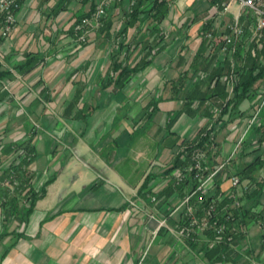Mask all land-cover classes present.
Returning <instances> with one entry per match:
<instances>
[{
  "label": "crops",
  "instance_id": "0c3cea01",
  "mask_svg": "<svg viewBox=\"0 0 264 264\" xmlns=\"http://www.w3.org/2000/svg\"><path fill=\"white\" fill-rule=\"evenodd\" d=\"M183 2L194 14L185 25L184 35L179 39L182 44L178 46V39L166 44L155 54L152 63L134 76L123 90L111 91L107 88L104 77L108 47L96 46L95 33L90 35V42H94L86 47H75L77 44L70 34L74 44L65 46L60 51L55 50V54L48 56L52 58L46 64L39 65L28 75L18 73L16 76L12 73V77L0 81V130L3 126L6 128L7 122L3 120L13 117L14 113L10 108L14 102L29 104L26 117L45 120L58 116L66 119L69 129L61 125L57 130L67 133V146H72L68 150L73 151L90 167L97 169L96 167L103 166L106 169L102 171V179L99 181L89 179L80 186H76V181H73V185L67 188L59 186L62 175H54L52 183L46 188V195L37 201L34 212L23 227L19 228L18 223L13 226L0 223V264H264V188L258 197L261 203L255 208V212H262L261 217L258 222H251L249 225L240 226L235 223L240 235L238 244L221 262L218 255H208L204 248L209 245L206 236L190 241L170 232L179 230L183 220L181 211L169 217V229H162L157 237H153L157 223L150 215H166L169 208L162 207L165 200L156 207L151 202V196L155 193L170 195L173 192L169 189L173 172H166V164L180 151V145L196 139L201 129L209 128L214 123V119L211 120L208 116V107L201 106L198 110L192 108L190 112L184 108L187 94L194 88L196 81H199L197 77H190L194 57L201 48L200 30L206 18L204 16L213 12L209 0ZM90 9L91 3L82 0H26L17 14L18 25L12 37L3 39L0 36V55L4 57V62H0V71L9 69L13 72V67L22 63L27 54H43V50L50 49L52 44H58V40L63 43L68 38L73 18ZM116 11V14L120 13L119 9ZM194 29L193 36L190 31ZM135 48L129 55L132 53L138 60L141 57V46ZM189 69L190 74L187 73ZM98 87L103 88L98 99L105 103V107L91 111L88 115L76 114L77 118L73 111L67 112L65 118V110L60 107L61 104L64 106L76 97L80 103H90L93 88ZM167 87L170 92L164 91L163 94L162 89ZM257 87L258 95L253 104H258L260 95L264 93L263 81ZM203 89H206V84ZM177 90L178 95L175 94ZM182 90H186L183 96ZM45 102L55 108L52 113L37 109L38 104L41 106ZM112 103L115 104L114 110L111 108ZM125 104H129L131 112L117 124L120 120L117 111ZM149 104H155L157 111L149 113L154 120L147 124L146 133L152 132L154 136L158 134L156 141L164 143L153 150L133 139L140 126L139 120L145 114L143 106ZM198 104L200 102L196 106ZM249 107L250 104L244 102L241 107L244 111L242 116L234 114L230 121L216 126V142L220 150L217 160L222 162L226 159L233 144L247 129L255 109L249 110ZM179 112H182V116L170 128L167 121L170 116ZM79 118H88V126ZM5 128L3 132L7 135ZM60 132L57 131L58 135ZM13 134L15 133L11 136ZM18 134L23 140L28 137L27 132ZM261 137L264 138V108L256 125L248 133L244 148L249 150L248 155L237 159L235 169L253 163L257 157L262 156L264 159V142L260 143ZM101 138L105 141L109 139L104 145H109L110 139L113 144H117V148L113 147L117 155L112 162L98 157L93 159L91 154L88 155L91 151L89 146L96 144ZM41 140L39 136L35 148L42 158L47 146L43 141L40 144ZM249 142L252 145L247 148ZM144 152L150 153L149 158H155L147 169V165L138 158ZM56 156L50 153L46 159L54 162ZM168 158L170 161L163 163ZM87 159L91 163H87ZM41 160L37 158L31 165L32 169L42 165ZM142 164L145 169L141 167ZM158 169L163 172L152 175ZM257 176L264 179V166ZM40 179L38 176L35 186L42 184ZM146 179L149 184L141 191ZM230 186V180H227L222 184V190L229 192ZM97 190H100L101 200L93 195ZM87 191H91V194L85 196ZM81 195L84 197L81 198ZM182 195L178 192L172 194L169 197L170 206L178 203ZM241 199L246 208L252 204V200L246 195ZM132 201L139 203L141 208L135 207Z\"/></svg>",
  "mask_w": 264,
  "mask_h": 264
},
{
  "label": "trees",
  "instance_id": "16d2710c",
  "mask_svg": "<svg viewBox=\"0 0 264 264\" xmlns=\"http://www.w3.org/2000/svg\"><path fill=\"white\" fill-rule=\"evenodd\" d=\"M85 3H91V9L87 13L76 15L73 18V24L70 28V34L78 38L74 32V25L77 24L81 18L90 16L96 9L98 3L97 0H82ZM178 0H140L136 6L130 7V0H128V9L125 11L124 16L118 19V14L110 10L107 15L102 19V27L96 30V40L102 39L101 45L108 47L111 42L117 48V51L113 53L111 57V78H113V85L117 90H123L125 86L133 79L134 76L143 72L153 61L155 54L159 53L166 44L164 41V34L162 25L167 19L171 18L172 7ZM210 8L211 3H210ZM116 10V9H115ZM206 17V18H205ZM213 13L204 16V23L200 30L202 36V43L199 52L195 55L191 70L192 79L197 77L198 82L194 84V88L187 94L184 102V108L189 112L193 109L198 110L201 106L208 107V116L211 120L214 119L213 126L205 127L201 129L196 139L184 142L180 145V151L174 158L172 168L168 170L169 173L175 169H190L188 172L187 180L185 183H179L174 178L171 179L169 189H172V194L175 192L183 194L182 197L191 192L196 187V182L193 179L194 168L191 162V150L195 146H201L207 149L209 154L208 165L214 166L219 163L217 152L210 150V138L213 136V142L216 143V126L221 122H228L234 114L242 116L244 111L241 109L244 102L250 104V108H255L253 104L254 99L258 95L257 84L264 80V49L257 51L256 55L253 54V49L256 47L254 42L248 45V49L243 55V49L241 48L235 57L236 67L235 73L239 75V79L235 84L233 96L229 99V76L231 74L230 62L219 58V50L211 56L210 51V38L209 34L217 35L218 32L213 27ZM122 24L121 28L120 25ZM1 25V23H0ZM146 26L147 35L143 33V28ZM1 27V26H0ZM131 29L136 31V36H142L144 40L132 46L130 42H125L128 38V34ZM1 36V35H0ZM2 38V37H1ZM94 42V41H93ZM79 43L78 45L87 46L89 43ZM162 45L155 49V46ZM142 47V56L131 64L127 59V55L130 54L133 47ZM135 48V49H136ZM39 54L29 53L25 56V60L22 63L14 66V69L22 75H28L32 73L36 67L43 63L44 59ZM219 58V60H218ZM190 69L188 74H190ZM12 77V72L9 69L0 71V81L5 78ZM194 83V82H193ZM206 84V89L203 86ZM193 85V84H192ZM183 87V86H182ZM180 89V87H179ZM175 94H179L178 90ZM200 102L198 106L196 103ZM79 104L78 97L73 100L69 105L67 112L76 105ZM195 107V108H194ZM95 108L94 110H96ZM221 110V113H218ZM182 116V112L170 116L167 121V125L172 128V124L176 123ZM172 126V127H171ZM263 131V129H262ZM214 134V135H213ZM3 137L0 135V182H7L9 186L1 190V197L3 202L0 204V209L5 215L6 220L8 217L15 218L20 224H26L32 213L35 210L38 200L46 195L47 186L52 183L53 179L48 180L40 188L35 186L33 173L31 172V165L35 160L34 148L30 146H24V143L17 144H5L3 145ZM264 142V138L261 137L260 143ZM23 149L24 155L20 154V150ZM34 154V155H32ZM240 155L238 158H240ZM233 160L225 169H223L216 177L214 186L212 187L211 194L206 198L204 204L199 208L200 215H204L206 206L210 203H215L217 206V223L222 224L225 227V233L215 246L207 245L206 249L208 255H218L219 262L225 259L229 252L236 249L238 244L239 231L236 229L237 225H249L251 222H258L262 212L259 210L255 212L261 202L259 196L263 192L264 179L257 176L259 170L264 166V159L262 156L257 157L255 161L242 168H236L237 159ZM235 175L238 176L242 184L250 187L249 191L245 192V195L252 202H256L254 206L246 208L245 205L237 207L234 201L230 198L229 193L222 190V184L230 180ZM149 180L146 179L141 187L147 188ZM146 190V189H145ZM149 193H152L151 191ZM163 193H155L159 200V206L162 200L165 203L162 207L168 209L169 197ZM242 200V199H241ZM169 215V210L167 214ZM235 223L237 225H235ZM204 236L207 237L209 242H213L217 239L212 231H208ZM200 237V236H199ZM198 236L190 237L188 240L196 241ZM248 264H252L249 262Z\"/></svg>",
  "mask_w": 264,
  "mask_h": 264
},
{
  "label": "built area",
  "instance_id": "2783aa9c",
  "mask_svg": "<svg viewBox=\"0 0 264 264\" xmlns=\"http://www.w3.org/2000/svg\"><path fill=\"white\" fill-rule=\"evenodd\" d=\"M26 0H0V23L1 37L8 39L16 31L18 25L17 14ZM140 0H130V7L136 6ZM213 12V27L217 35L209 34L211 41V56L219 50V58H222L231 64V74L229 76V99L233 96L235 84L239 75L235 73V57L239 50L243 49V55L251 42L255 43L253 54L264 49V0H209ZM116 0H100L95 11L75 24L74 32L77 34L79 43L87 42L91 32L102 27V19L111 10ZM218 58V60H219ZM259 103L255 106L252 118L249 121L245 132L233 144L230 153L226 159L213 167L208 165L209 154L207 149L201 146H195L190 153L191 162L194 168L193 179L196 187L186 193L178 203L173 206L169 204V215L151 214L150 218L157 223L153 232V237H157L162 229H169L168 219L174 213L181 211L183 220L179 230H170L172 234L179 237L204 236L208 231H212L217 239L209 242V245L215 246L225 233V227L217 223V206L210 203L203 208L204 215H200L199 208L204 204L206 198L211 194L217 175L225 169L233 160L238 158L244 151L247 136L250 130L256 125L260 114L264 108V93L260 95ZM221 113V110H218ZM218 129L216 128V131ZM214 135V134H213ZM210 150L217 152L214 137L210 138ZM216 139V136H215ZM190 169H175L172 177L179 183H185ZM229 196L237 207L241 206V197L250 187L242 184L238 176L233 175L230 178ZM3 199L0 196V203ZM151 202L159 207V200L156 195L151 196ZM135 207L141 208L137 202H131ZM252 264H260L252 262ZM262 264V263H261Z\"/></svg>",
  "mask_w": 264,
  "mask_h": 264
},
{
  "label": "rangeland",
  "instance_id": "374dc122",
  "mask_svg": "<svg viewBox=\"0 0 264 264\" xmlns=\"http://www.w3.org/2000/svg\"><path fill=\"white\" fill-rule=\"evenodd\" d=\"M183 1L184 0H178L177 2L174 3V5L172 7V14H171L172 16H171V18L167 19L164 22V24L162 25L163 34H164V41H162V42L164 44L173 43L174 41H177L176 39H178V41H177L178 46H180L182 44V43L180 44V42H182V41H179V39H181L182 38L181 36L184 35V33H183L185 31L184 28L187 26L186 24H187L188 20L191 19L193 14H194V11H192L191 9H188L186 3H184ZM115 9L116 10L119 9V11H120V14H118V19L122 18L124 16L125 11L128 9V1L127 0H116L115 4L113 5V11L112 10L111 11L112 12H117ZM121 26H122V24L120 25V28H121ZM195 29L193 31H190L191 34H193V36L195 34ZM93 33H96V31L91 32V34H93ZM143 33L145 35H147L146 26L143 28ZM90 35H89V37L87 39V42H89L90 39L92 38V37H90ZM95 36H96V34L94 35V37ZM142 36H144V35L140 34V36H136V31L134 29H131L129 34H128V38H127V40L125 42H127V43L130 42L132 44V46H134L135 44H138V42H140L141 40H144L143 41V44H144L145 43V39H143ZM10 37H12V35ZM70 37L71 36H70V32H69L67 40H64L63 43L62 42L59 43V40H58V44H56L54 42L55 44L54 45L52 44L50 46V49L43 50L44 53L43 54H39L40 56H42L41 58L44 59L43 63H41L40 66L46 64L47 61H49L52 58V57L48 58V56L55 54V52L57 50L60 51V49L62 50L63 48H65V46L74 44L73 41L71 40L72 37L71 38ZM73 39H74L75 44H77L75 47H77L79 42L77 41V38L74 37V36H73ZM101 43H102V39L101 38L97 39L96 46L98 48H106V47H103L101 45ZM160 46H162V45L160 44L158 46H155V49L159 48ZM83 47H86V46H83ZM116 51H117V48L111 42V44L107 48V54L105 56V64H106L107 71L105 73L106 77H104L105 78L104 80L107 82V88H109L108 90H111V91H115L116 90L115 86L113 85V81H112L113 78L110 77L111 76V71H112L111 57H112L113 53H115ZM140 51H141L140 56H142V54H143L142 47H141ZM127 57H128L127 59L129 60V62L131 64L134 63L137 60V56H133L132 53H131V55H127ZM184 61H186V60H184ZM0 62H4V57L1 56V55H0ZM6 63L9 64V62H6ZM13 69H14V67H13ZM12 73L16 74V76L18 75V72L15 69H14V71ZM190 78H192V76ZM263 83H264V80H263ZM176 87L178 88V86H176ZM93 89H94V93H93V96H92L93 98H91V100H90L91 102L90 103L83 104V103L79 102V104H76L74 106V108L72 107L68 113L73 111L74 114H75L74 117L77 118L78 115H76V114H80V116H83V114H87L88 115V114H91L90 113L91 111H97V110L105 107V103L101 102V100L98 99L100 97L99 96L100 92H101V90H103V88L102 87H100V88L98 87V88H93ZM181 89L182 88H180V90ZM186 90H187V88H186ZM111 91H109V93ZM164 91H165V93L166 92L169 93L170 92V88L167 87L164 90L162 89L163 94H164ZM185 91L182 90V92H181L182 96H183V94H186ZM72 102H69V103L65 104L64 106H62L63 104H61V106H60V107H64L65 118H67L66 113H67V110L69 108V105ZM27 106H29V104H24V103L21 104L20 102H14L11 105L10 109L14 113L13 117L3 120V122H7V123L5 125L6 128L3 126L2 127L3 129L0 130V132H2V133H0V135H2V137H3V141H2L3 145H5V144H17V143H21L22 144V143H24L23 147L28 145V146L34 148V150H35L34 154L35 155L34 154H32V155L35 156V160L38 158V159H42L41 162H43L42 165L41 164L39 166L37 165V167L35 169H32V167H31V172L34 174L33 175V177H34V181L33 182H35V180L37 179L38 176L41 177L40 182L42 184L40 186H38L39 188L42 185H44L48 180L52 179L54 175H58V174L62 175V179L59 182V186L60 187H64V188L72 186L73 185V181H76V186H80L82 183H87V181L89 179H91L92 181H94V180L99 181V180L102 179V175H103L102 171L105 169V167L98 166V167H96L97 169H95L93 167H90L89 165H87L84 162H82L77 157V155L75 153H73V151L68 150V148L72 149V146H67V144L69 142L68 141L69 137H67V133L66 132L65 133L64 132L61 133L60 130H57V129H59V127L61 125H63L64 127L69 129L68 122H66V119H64L63 117H60V116H59L60 118H58V116L57 117L55 116L56 118H54V119L48 118V119H45V120L39 119V118L37 119V118L26 117L25 113L28 110ZM113 106H115L114 103H112V107H111L112 109H113ZM154 107H156V108H154ZM38 108L39 109L41 108L40 112L41 111L42 112L43 111H45V112L46 111H50L51 113L55 109L54 107L51 106V104H49L47 102L42 103L41 106H39V104H38L37 109ZM95 108H97V109L94 110ZM143 110H144L145 114L139 120L140 121V126L137 129V133L133 136V139H134L135 142L140 143V144L144 145L145 147H148V149L150 148L151 150H153L155 147H158L159 145L160 146L164 145V143L156 141L157 138H158V134H156L154 136V134L152 132L151 133H146V131H148V128H146L147 124H150L154 120L153 116L149 115V113L157 111V106H155V104L145 105V106H143ZM130 112H131V108H130L129 104L122 105L120 107V109H118V111H117V113H118V115L120 117V120L117 121L116 123L118 124L122 120V118L126 114L128 115ZM79 119L83 120L85 125L88 126V122H89L88 118H79ZM4 128L7 130L6 131L7 135H4L5 134L3 132ZM56 130L59 131L61 134L59 133V135H58ZM13 132L15 134H17V135L13 134L11 136V134ZM19 132H22V133L27 132L28 133V137L26 138V136L24 135V138H26V139L23 140L21 138L22 136H18ZM217 134H218V132H216V135ZM39 136L42 139L40 144L44 142V143H46V146H47L46 152H45L44 155H42V158L38 156V153H37L36 148H35L37 146L36 145V140H37V138ZM107 141L109 142V139L105 141V139L103 140L101 138L100 140L98 139L96 144L92 143L89 146L92 152L89 151L88 155L91 154L93 159L98 157V158H102V159H104L106 161L108 160L109 162H112L113 159L117 155V151H116V149L113 150V147L115 146L117 148V144H113V142H111V139H110V144L109 145H104ZM251 145L252 144L249 142L246 147L248 148ZM39 146L41 147V145H39ZM2 149L3 148H1L0 151ZM218 150H219V148H218ZM248 151L249 150H247V151L244 150L243 151L244 153H242L241 155L242 156L248 155ZM50 153L51 154L53 153L54 155L55 154L57 155L56 158H55V161L53 160L54 162H48L47 159H46L47 158L46 156L49 155ZM20 154L24 155L23 149L20 150ZM149 154L150 153L144 152V153H142L141 155L138 156L140 161H143L144 164L147 165L146 169L155 160V158H153V156H151V158H149L150 157ZM242 156H241V158H242ZM66 157H68V158L66 160H63V158H66ZM70 157H72V158L69 161L68 159ZM174 157H173V159H172V161L170 163H168V161H170L169 158L165 159L163 161V163H166V162L168 163V164H166L167 167L166 168L164 167L165 169H167L166 172H168V170L170 168H172L173 163H174ZM35 160L33 161V163L35 162ZM86 161H89L87 163H91L90 159H87ZM219 163H221V160L219 161ZM144 164H142L141 167H144V169H145V165ZM240 167L242 168L244 166H240ZM150 170H154V169L150 168ZM153 172H155V173H153L152 175L160 174L163 171H162V169H158V170L153 171ZM0 174H1V172H0ZM162 174H165V173H162ZM168 174H169V172H168ZM7 186H9V183L0 182V195H1V190L5 189ZM102 191H103V189L101 190V192ZM229 191H230V189H229ZM99 192H100V190L94 191L93 195L101 200L102 196L99 195ZM88 194H91V191H87V193L86 192L84 193L85 196L88 195ZM84 195H81L80 197L82 198V197H84ZM97 201H98V203H100L98 199H97ZM255 203L256 202H252V204L249 207L254 206ZM0 223L1 224L12 225V226L15 225L16 223L20 224L19 221L17 219H15V218L8 217V219L6 220L5 215H4V213L2 212L1 209H0ZM23 226H24V224H20L19 228H21ZM0 233H2V232H0ZM2 236L4 237V234H2ZM248 263H243L242 262L240 264H248Z\"/></svg>",
  "mask_w": 264,
  "mask_h": 264
}]
</instances>
